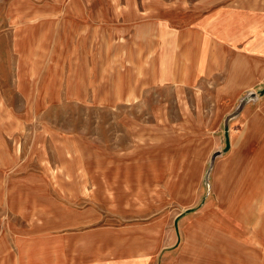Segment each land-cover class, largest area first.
<instances>
[{
  "label": "rangeland",
  "instance_id": "1",
  "mask_svg": "<svg viewBox=\"0 0 264 264\" xmlns=\"http://www.w3.org/2000/svg\"><path fill=\"white\" fill-rule=\"evenodd\" d=\"M263 36L264 0H0V264H264Z\"/></svg>",
  "mask_w": 264,
  "mask_h": 264
},
{
  "label": "crops",
  "instance_id": "2",
  "mask_svg": "<svg viewBox=\"0 0 264 264\" xmlns=\"http://www.w3.org/2000/svg\"><path fill=\"white\" fill-rule=\"evenodd\" d=\"M260 9H258L259 11ZM257 11V10H255ZM264 38V36H263ZM207 47V59L208 61H211L213 58H215V40L213 39L212 41L207 42L206 44ZM251 52L248 53L247 50V45H245V51L243 52L241 50V47H238V52H237V68L235 73H233V78L232 80H237L239 81V85L241 90H246V89H253L258 86H262L264 84V43L262 42H257V40L254 41L253 47H251ZM202 52V51H201ZM208 63H212L208 62ZM239 91V90H238ZM262 94H264V87L262 88L261 91ZM251 110H246L244 112V116L246 117L245 123L249 124L250 126H254V142L255 144H260L264 145V133L262 130H264V99L261 100L258 106L254 109V113L251 114ZM228 141V142H227ZM245 142L243 138L239 139L238 141H235V147L240 145V143ZM247 144V141L245 142ZM226 144L229 145V138L226 140ZM245 146V144H244ZM234 149L232 147V150L227 154V159H231L235 156L234 154ZM247 151L249 153L251 152V149L247 145L246 147ZM262 153L264 152V147L261 149ZM253 171V169H251ZM250 175V174H249ZM237 204H240L238 202Z\"/></svg>",
  "mask_w": 264,
  "mask_h": 264
},
{
  "label": "water",
  "instance_id": "3",
  "mask_svg": "<svg viewBox=\"0 0 264 264\" xmlns=\"http://www.w3.org/2000/svg\"><path fill=\"white\" fill-rule=\"evenodd\" d=\"M217 156V155H216ZM216 156H214V157H216Z\"/></svg>",
  "mask_w": 264,
  "mask_h": 264
}]
</instances>
